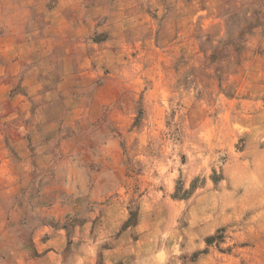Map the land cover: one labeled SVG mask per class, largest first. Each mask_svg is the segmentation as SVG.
<instances>
[{
  "label": "rangeland",
  "instance_id": "1",
  "mask_svg": "<svg viewBox=\"0 0 264 264\" xmlns=\"http://www.w3.org/2000/svg\"><path fill=\"white\" fill-rule=\"evenodd\" d=\"M226 6L165 0L131 12L130 25L88 28L87 38L114 39L103 48L86 39L73 58L112 50L103 77L113 74L115 94L84 112L67 89L35 95L49 104L38 117L58 122L48 130L54 154L26 186L0 166V264L44 255L34 241L40 227L63 238L37 264H264V0ZM31 15L35 31L56 32L45 24L52 15ZM85 114L97 119L86 124ZM3 126L0 163L11 128Z\"/></svg>",
  "mask_w": 264,
  "mask_h": 264
},
{
  "label": "crops",
  "instance_id": "2",
  "mask_svg": "<svg viewBox=\"0 0 264 264\" xmlns=\"http://www.w3.org/2000/svg\"><path fill=\"white\" fill-rule=\"evenodd\" d=\"M231 2L233 0H224L228 7ZM164 3L165 0H142L140 4L132 6L130 0H39L34 4L16 3L11 10H6L0 4V29L3 28L0 30V111L4 114L0 117V125L4 127L5 122L7 126L11 125L10 129L3 130L2 136L9 142V148L4 151L6 157L0 166L5 171L11 170L18 174L19 178L15 182L18 187L27 185V175L32 177L31 172L42 169L43 165L47 167L54 154L48 130L58 122H53L49 116L38 117V105L46 108L49 104L43 102L45 100L37 99L36 94H45L48 97L51 90L67 89L69 95L72 94L70 98L74 101L73 106H80L82 112L109 104L111 96L115 94L114 81L110 76L113 74L107 73L109 77H103L110 68L109 64L113 63L112 50H86L79 59L73 58L75 52H78L74 47L84 43L86 39L101 48L114 39L110 36L108 39L95 41L90 34L87 38L88 28L93 30L100 27L106 20L114 26H118L119 22L122 25L129 24L130 18L134 16L131 12L140 10L142 14H147L150 10L154 11L155 6ZM34 12L52 15V18H45V24L54 27L56 32L47 34L35 31L34 27L39 26V20L38 15H31ZM107 12L110 13L108 19L105 16ZM111 15L114 16L113 20L110 19ZM74 90L85 92L75 96ZM101 90L110 99L99 101L98 91ZM5 91H8V95ZM3 93L6 94L4 97ZM77 99L83 101L80 103ZM91 116L85 114L78 118L89 124L97 119ZM75 119L77 117L72 119V124H67L68 127H73ZM74 135L72 130L62 135V142L69 145L62 152L71 154L74 151L71 146ZM7 156H11L16 163L14 168L10 167ZM27 169V173L21 172ZM22 176H26L23 181ZM10 228H6V233L15 230ZM62 231L54 232L41 227L35 230L36 248L39 253H46L40 257H32L26 264H37L46 260L53 252L49 249H58V244L62 242ZM47 233L49 238L39 239Z\"/></svg>",
  "mask_w": 264,
  "mask_h": 264
}]
</instances>
